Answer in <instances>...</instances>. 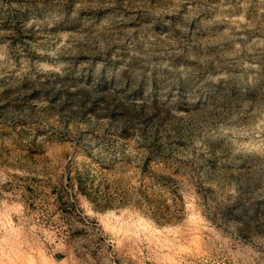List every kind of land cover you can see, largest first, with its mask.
I'll return each mask as SVG.
<instances>
[{
  "label": "rangeland",
  "instance_id": "obj_1",
  "mask_svg": "<svg viewBox=\"0 0 264 264\" xmlns=\"http://www.w3.org/2000/svg\"><path fill=\"white\" fill-rule=\"evenodd\" d=\"M249 259L264 0H0V264Z\"/></svg>",
  "mask_w": 264,
  "mask_h": 264
},
{
  "label": "bare ground",
  "instance_id": "obj_2",
  "mask_svg": "<svg viewBox=\"0 0 264 264\" xmlns=\"http://www.w3.org/2000/svg\"><path fill=\"white\" fill-rule=\"evenodd\" d=\"M199 252V251H198ZM258 256V255H257ZM254 257V256H253ZM256 259V258H255ZM251 260V259H249V260H251L248 264H264V260L263 261H258V260ZM237 261H235V263H236ZM237 264H238V262H237ZM245 264V263H244Z\"/></svg>",
  "mask_w": 264,
  "mask_h": 264
}]
</instances>
